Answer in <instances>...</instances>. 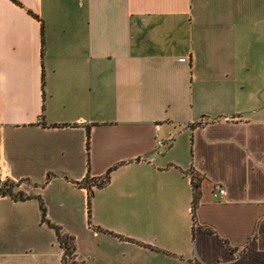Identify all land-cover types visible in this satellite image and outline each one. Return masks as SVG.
<instances>
[{"label": "crops", "instance_id": "1", "mask_svg": "<svg viewBox=\"0 0 264 264\" xmlns=\"http://www.w3.org/2000/svg\"><path fill=\"white\" fill-rule=\"evenodd\" d=\"M6 178L0 264H62L38 197L83 264H264V0H0Z\"/></svg>", "mask_w": 264, "mask_h": 264}, {"label": "trees", "instance_id": "2", "mask_svg": "<svg viewBox=\"0 0 264 264\" xmlns=\"http://www.w3.org/2000/svg\"><path fill=\"white\" fill-rule=\"evenodd\" d=\"M113 168H109L105 175L97 180V179H90L88 176L84 177L81 181H77V183L88 189V200H87V212H88V218L90 216V204H91V197L93 194V190L91 188L92 185H95L96 187H103L108 181H109V173ZM19 183L15 182L9 178L6 179H0V196H10L13 199H27L30 198L31 195L25 194L23 191L17 189ZM191 187H192V201H191V217L194 221L195 218V211L199 202L200 198V179L199 177L191 173ZM39 199V205H40V217L41 221L46 222L51 228L54 229L57 241L62 248V254H61V262L62 264H79L75 260L76 256V241L74 235L64 231L62 227L58 224L52 223L47 217H46V208L44 206V203L40 197ZM89 221V219H88ZM108 233H112L110 231H106Z\"/></svg>", "mask_w": 264, "mask_h": 264}, {"label": "built area", "instance_id": "3", "mask_svg": "<svg viewBox=\"0 0 264 264\" xmlns=\"http://www.w3.org/2000/svg\"><path fill=\"white\" fill-rule=\"evenodd\" d=\"M156 144L159 147H162V146H165L166 144H168V141L164 140V139H157ZM226 194H227V192H226V189L224 186H222L219 183L213 184L211 195H212V198L214 200H221L226 196Z\"/></svg>", "mask_w": 264, "mask_h": 264}, {"label": "rangeland", "instance_id": "4", "mask_svg": "<svg viewBox=\"0 0 264 264\" xmlns=\"http://www.w3.org/2000/svg\"><path fill=\"white\" fill-rule=\"evenodd\" d=\"M74 226H77V227H78V223H77L76 225H74ZM72 227H73V226H72ZM62 229H63L64 231L68 232L67 230L64 229V227H62ZM68 233H69V232H68ZM76 233L80 234L81 231H80V232H79V231L74 232V234L71 233L72 235H74L75 239H76ZM75 260H76L79 264H83V261L79 259L77 252H76ZM166 262H167V261H165V264H166ZM160 263H161V262H160ZM163 263H164V262H163ZM163 263H161V264H163ZM167 264H170V263L168 262Z\"/></svg>", "mask_w": 264, "mask_h": 264}]
</instances>
